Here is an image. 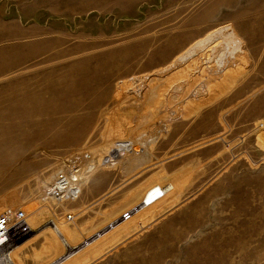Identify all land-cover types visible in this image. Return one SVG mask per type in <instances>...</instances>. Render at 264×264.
I'll return each instance as SVG.
<instances>
[{
    "label": "rangeland",
    "instance_id": "374dc122",
    "mask_svg": "<svg viewBox=\"0 0 264 264\" xmlns=\"http://www.w3.org/2000/svg\"><path fill=\"white\" fill-rule=\"evenodd\" d=\"M9 207L0 264H264V0H0Z\"/></svg>",
    "mask_w": 264,
    "mask_h": 264
},
{
    "label": "built area",
    "instance_id": "2783aa9c",
    "mask_svg": "<svg viewBox=\"0 0 264 264\" xmlns=\"http://www.w3.org/2000/svg\"><path fill=\"white\" fill-rule=\"evenodd\" d=\"M85 168L81 162L70 161L64 167L58 169L52 176V186L46 190L48 199L57 206L65 201L79 197L84 180ZM161 197L162 193H156ZM129 218V213L125 219ZM27 213L20 207H9L0 214V249L11 244L13 230L26 223Z\"/></svg>",
    "mask_w": 264,
    "mask_h": 264
},
{
    "label": "bare ground",
    "instance_id": "6f19581e",
    "mask_svg": "<svg viewBox=\"0 0 264 264\" xmlns=\"http://www.w3.org/2000/svg\"><path fill=\"white\" fill-rule=\"evenodd\" d=\"M4 212H5V211H4ZM4 212H2V213H4ZM2 213H1V214H2Z\"/></svg>",
    "mask_w": 264,
    "mask_h": 264
}]
</instances>
